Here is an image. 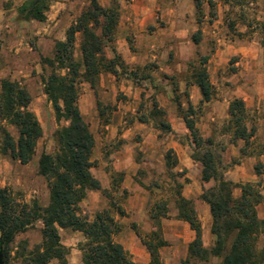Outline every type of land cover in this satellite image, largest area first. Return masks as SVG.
Returning a JSON list of instances; mask_svg holds the SVG:
<instances>
[{
    "label": "rangeland",
    "instance_id": "1",
    "mask_svg": "<svg viewBox=\"0 0 264 264\" xmlns=\"http://www.w3.org/2000/svg\"><path fill=\"white\" fill-rule=\"evenodd\" d=\"M26 1L0 0V12H18ZM49 1L47 16L75 15L71 26L90 5V0ZM98 2L116 11L117 26L103 40L107 68L94 87L79 85V107L95 139L92 174L106 192L95 193L108 205L92 209L86 204L87 195L81 213L93 221L97 213L110 210L119 226L114 241L135 264L150 263L142 241H152L154 235L168 244L160 249L162 264H182L195 232L178 217L179 194L192 202L204 247L212 249L216 243L210 207L202 197L219 182L202 181L203 167L194 156L214 153L220 178L238 186L233 189L234 198L241 197L240 187L253 186L261 196L257 216L264 220V0H203L200 9L195 0ZM11 12L6 13L7 19ZM16 18L23 20L19 14ZM15 20L0 28V82H18L27 89L32 97L30 110L42 126L43 138L28 165L0 156V186L20 204L36 201L47 207L49 185L38 175L39 160L43 153L55 152V133L69 123L57 119L44 92V80L51 71L42 65V58H52L56 43L65 42L66 37L64 41L56 38L64 26L52 35L46 27L27 21L30 25L16 38ZM96 33L102 36L101 28ZM13 43L22 44L19 54L11 49ZM81 43L78 34L75 56L79 60ZM111 62L114 66L108 67ZM204 68L214 88L209 102L203 101L196 85V74ZM236 101L244 103L243 113L237 116L248 130L246 141L237 139L229 128L233 120L230 108ZM183 116L195 123L202 146L196 145ZM6 127L18 137L13 127ZM208 140L213 146L206 144ZM168 161L173 163L171 167ZM158 206L166 215L154 220ZM43 228L36 221L17 236L8 264H28L27 255L42 244ZM60 236L70 251L69 264H83V234L71 230ZM256 247L258 252L264 249V234L257 236ZM3 251L0 242L2 263L6 264Z\"/></svg>",
    "mask_w": 264,
    "mask_h": 264
},
{
    "label": "trees",
    "instance_id": "2",
    "mask_svg": "<svg viewBox=\"0 0 264 264\" xmlns=\"http://www.w3.org/2000/svg\"><path fill=\"white\" fill-rule=\"evenodd\" d=\"M200 9L203 0H195ZM50 10L49 0H27L18 10L25 21L45 23ZM118 15L114 9H105L98 0H90V5L67 31L66 41L57 42L52 58H42V65L50 69V76L44 80V92L53 103L56 117L69 123L55 133L56 150L53 154L43 153L38 166V175L49 185L50 199L47 207L38 202L18 203L7 188L0 186V242L6 264L12 254V244L17 236L26 233L36 221L44 228L41 246L27 255L28 264H69L70 251L62 244L59 229H70L83 234L86 242L81 247L83 264H135L124 247L114 241L119 226L110 210L97 213L95 219L82 216L81 203L89 192H102L101 183L93 176L92 154L95 139L89 125L85 122L79 107V85H96L104 66V41L115 31ZM101 28L102 36L96 33ZM80 34L81 59L75 56L76 36ZM114 66L111 62L110 66ZM60 72H65L62 74ZM196 85L203 101L209 102L214 95L206 68L196 74ZM0 156L8 157L22 165L30 164L36 156L39 140L43 138L42 126L30 110L32 97L20 83L3 80L0 82ZM244 103L236 101L231 105L232 122L230 130L235 131L237 139L246 141L248 130L242 126L238 112L243 113ZM187 128L192 133L196 145L204 141L199 136L195 123L183 116ZM5 124V125H4ZM6 125L13 127L15 138ZM250 135H253L252 133ZM210 147L213 141L208 140ZM202 164V181L219 184L205 192L202 199L206 202L213 218L212 234L216 243L212 249L203 244L202 228L197 219L192 202L180 194L176 201L179 219L187 222L195 239L189 245L188 257L182 264H264V249L258 252L257 236L264 234V220L257 216V206L261 196L254 187L242 186L240 198H234L233 189L238 188L220 178L216 170V159L212 151L202 156H194ZM170 158V157H169ZM173 163L167 162L171 167ZM260 176V173L258 174ZM123 216L124 212L118 210ZM166 211L158 206L154 220L165 217ZM148 250L149 264H162L160 249L167 242L158 235L152 241H142Z\"/></svg>",
    "mask_w": 264,
    "mask_h": 264
},
{
    "label": "crops",
    "instance_id": "3",
    "mask_svg": "<svg viewBox=\"0 0 264 264\" xmlns=\"http://www.w3.org/2000/svg\"><path fill=\"white\" fill-rule=\"evenodd\" d=\"M12 11V12H11ZM11 11H7V12H11L13 13L12 14V17L10 19H7V12H0V28L3 27V24L6 22V21H16V29H18V33L16 34V38L17 37H21V32L23 30V28H25L26 26L33 24L35 23L36 21H31L30 23L27 22V21H24V20H17L16 17H18V12L15 11L14 9L11 10ZM75 15H69V14H64L62 15L61 17L60 16H54V15H48V20L45 22V23H39L37 22L39 25H42L43 27H46V29H48L50 31V33H52V35H56V32L58 30H63V26H64V32L62 33L61 35V32H60V35L56 36V38L59 40V41H64L65 40V37H66V31L68 30V28L71 26V23L73 22V20L75 19ZM66 18H68L70 21L69 23H66ZM13 23H9V25L7 26H12ZM65 24H66V27H65ZM22 44H23V41H21ZM21 43L20 44H17V43H13L10 47L11 49H14L16 48V53L19 54L20 51H21V46L22 45ZM38 162V161H37ZM90 194H88L89 196V200L86 201V204H90L92 206V209H104L107 207L108 205V202L104 199H100L98 198L97 194L95 192H89ZM94 199H96V203L93 202ZM98 199V200H97ZM60 231V235H62V233L64 232L65 234L66 233H69V231H71L70 229H59Z\"/></svg>",
    "mask_w": 264,
    "mask_h": 264
},
{
    "label": "water",
    "instance_id": "4",
    "mask_svg": "<svg viewBox=\"0 0 264 264\" xmlns=\"http://www.w3.org/2000/svg\"><path fill=\"white\" fill-rule=\"evenodd\" d=\"M0 264H3L2 263V254H1V252H0Z\"/></svg>",
    "mask_w": 264,
    "mask_h": 264
}]
</instances>
